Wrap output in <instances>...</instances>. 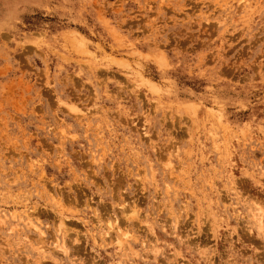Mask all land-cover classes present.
I'll use <instances>...</instances> for the list:
<instances>
[{
	"label": "rangeland",
	"instance_id": "1",
	"mask_svg": "<svg viewBox=\"0 0 264 264\" xmlns=\"http://www.w3.org/2000/svg\"><path fill=\"white\" fill-rule=\"evenodd\" d=\"M0 264H264V0H0Z\"/></svg>",
	"mask_w": 264,
	"mask_h": 264
},
{
	"label": "bare ground",
	"instance_id": "2",
	"mask_svg": "<svg viewBox=\"0 0 264 264\" xmlns=\"http://www.w3.org/2000/svg\"><path fill=\"white\" fill-rule=\"evenodd\" d=\"M254 216H255V215H253V218H254ZM255 218H256V216H255ZM255 218H254V219H255ZM256 222H257V224H259V229L261 230V229H262V225H261L260 220H259V221L256 220ZM40 234H41V232H40ZM119 242H121V243L123 244V242H122L121 240H120ZM63 251H64V250H63ZM66 252H67V251H66ZM64 253H65V252H64Z\"/></svg>",
	"mask_w": 264,
	"mask_h": 264
}]
</instances>
